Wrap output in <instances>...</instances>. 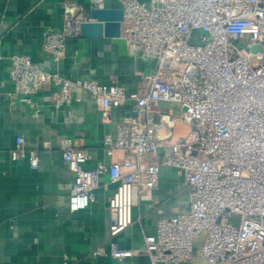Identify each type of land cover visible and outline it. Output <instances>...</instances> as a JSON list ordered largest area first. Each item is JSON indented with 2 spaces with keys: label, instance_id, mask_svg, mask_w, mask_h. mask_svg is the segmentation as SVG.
<instances>
[{
  "label": "built area",
  "instance_id": "built-area-1",
  "mask_svg": "<svg viewBox=\"0 0 264 264\" xmlns=\"http://www.w3.org/2000/svg\"><path fill=\"white\" fill-rule=\"evenodd\" d=\"M117 1L129 50L156 62L151 74H142L143 91H129L117 81L73 80L57 68L43 69L28 54L9 58L11 96L35 114L42 108L33 97L54 87V102L68 106L76 90L89 93L104 120L111 109L132 103V114L118 121L116 133L104 136L111 163L85 169L88 152L73 139L61 141L62 159L74 174L66 186L73 211L88 209L99 187L116 185L108 197V242L92 258L264 264V0ZM104 2L91 0V8ZM90 21L88 13L78 16L67 7L63 28L45 32L43 53L62 59L67 41L79 38L82 24ZM178 121L192 130L174 142ZM11 158L38 165L36 150L21 136ZM163 167L183 179L189 210L159 219L157 232L141 245L120 247L116 239L133 226L137 198L158 187ZM105 175L108 182L101 183Z\"/></svg>",
  "mask_w": 264,
  "mask_h": 264
},
{
  "label": "crops",
  "instance_id": "crops-1",
  "mask_svg": "<svg viewBox=\"0 0 264 264\" xmlns=\"http://www.w3.org/2000/svg\"><path fill=\"white\" fill-rule=\"evenodd\" d=\"M67 7L83 16L89 13L91 0H0V264H150L149 259L138 257L92 258V251L108 242V197L116 185L107 190L99 187L88 209L73 211L66 186L73 182L74 174L61 155L62 139L70 138L90 156L85 169L95 170L99 162L111 163L104 136L116 133L118 121L132 114V103L111 109L110 119L104 120L89 93L82 90L74 92V101L68 106L54 102L55 87L44 89L33 97L42 108L40 114L20 97L11 96L9 58L17 54L31 55L43 69L57 68L73 80L105 85L117 81L129 91L145 89L142 74H151L156 62L136 50L121 57L111 39H70L59 61L43 53L45 32L63 28ZM101 8L122 9V5L105 0ZM161 106L169 109L170 104ZM19 136L29 149L36 150V167L28 158L12 160ZM100 182H108V175ZM185 188L174 169L163 167L158 187L137 198L134 224L116 239L119 246L135 248L145 236L157 232L159 219L187 212ZM192 264L205 262L195 259Z\"/></svg>",
  "mask_w": 264,
  "mask_h": 264
},
{
  "label": "water",
  "instance_id": "water-1",
  "mask_svg": "<svg viewBox=\"0 0 264 264\" xmlns=\"http://www.w3.org/2000/svg\"><path fill=\"white\" fill-rule=\"evenodd\" d=\"M88 15L92 21L82 24L80 36L84 39H111L118 47L119 55L128 57L130 50L127 40L122 36L123 9L91 8ZM191 130V126L180 121L176 122L173 127L174 142L184 139Z\"/></svg>",
  "mask_w": 264,
  "mask_h": 264
},
{
  "label": "rangeland",
  "instance_id": "rangeland-1",
  "mask_svg": "<svg viewBox=\"0 0 264 264\" xmlns=\"http://www.w3.org/2000/svg\"><path fill=\"white\" fill-rule=\"evenodd\" d=\"M167 108H171L173 111L178 112L179 108L175 105H170Z\"/></svg>",
  "mask_w": 264,
  "mask_h": 264
}]
</instances>
